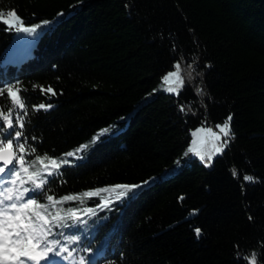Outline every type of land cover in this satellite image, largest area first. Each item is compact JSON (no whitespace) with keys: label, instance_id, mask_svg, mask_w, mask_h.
<instances>
[{"label":"trees","instance_id":"16d2710c","mask_svg":"<svg viewBox=\"0 0 264 264\" xmlns=\"http://www.w3.org/2000/svg\"><path fill=\"white\" fill-rule=\"evenodd\" d=\"M7 147L19 225L68 262L264 264V0H0Z\"/></svg>","mask_w":264,"mask_h":264},{"label":"rangeland","instance_id":"374dc122","mask_svg":"<svg viewBox=\"0 0 264 264\" xmlns=\"http://www.w3.org/2000/svg\"><path fill=\"white\" fill-rule=\"evenodd\" d=\"M181 88L180 73L178 71H171L165 76L163 82L159 83L143 101L150 100L160 93L177 95ZM14 96L16 95L14 94ZM230 131V122L219 125L217 129L203 126L193 130L191 132L192 140L185 156L187 160L179 162L174 168L164 171L162 176L168 177L178 173L192 159H198L207 166L210 165L216 156L221 155L225 148L223 138L225 136L228 137ZM4 173L5 168L0 167V178ZM158 179L159 177L152 181H157ZM149 183L127 186V193L136 195L141 189L148 186ZM24 205L21 194L17 192L12 184L0 182V207L3 224L5 230L8 232L9 239L12 241V244L7 246L2 233H0V264H74V262L66 261L63 256L58 255L55 251L44 249L27 229L24 230L23 226L19 225L23 220L21 213ZM21 230H24L23 234ZM29 253H33L34 255L40 253L43 258L42 261L40 263L36 260L30 262L28 260Z\"/></svg>","mask_w":264,"mask_h":264},{"label":"water","instance_id":"95a60500","mask_svg":"<svg viewBox=\"0 0 264 264\" xmlns=\"http://www.w3.org/2000/svg\"><path fill=\"white\" fill-rule=\"evenodd\" d=\"M16 152L12 148H4L0 150V167H5L7 171L12 172L17 163ZM36 260L42 261L41 254L37 253Z\"/></svg>","mask_w":264,"mask_h":264},{"label":"bare ground","instance_id":"6f19581e","mask_svg":"<svg viewBox=\"0 0 264 264\" xmlns=\"http://www.w3.org/2000/svg\"><path fill=\"white\" fill-rule=\"evenodd\" d=\"M1 218L2 217L0 216V233H2V237L4 238V242L6 243V245L10 246L12 244V241L8 237V233L5 230V227H4V224ZM6 251H8V249H6Z\"/></svg>","mask_w":264,"mask_h":264}]
</instances>
